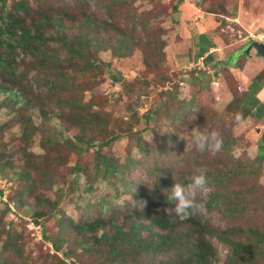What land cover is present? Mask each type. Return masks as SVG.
<instances>
[{
    "label": "trees",
    "instance_id": "obj_1",
    "mask_svg": "<svg viewBox=\"0 0 264 264\" xmlns=\"http://www.w3.org/2000/svg\"><path fill=\"white\" fill-rule=\"evenodd\" d=\"M196 5L203 15H212L216 19L221 18V21L227 16V8L219 0H198ZM63 6L72 8L57 4L48 6L50 10H44L40 2L35 9L27 0H0V109L4 108L5 113L11 115L0 124V172L8 169L7 175L15 182L8 199H15L17 205L25 209L30 222L41 226L43 238L52 245L54 253L42 252L41 264H215L220 261V255L212 238L227 249L223 264H264V217L255 218L259 211L251 205L253 202L248 196L250 186H243L242 189L237 186L240 174H252L241 169L226 168V162L220 155V158L215 157L205 164H197L196 167L207 169L208 185L212 189L207 199L203 200L198 195L197 200L203 203L206 211H217L230 224L218 227L205 218L202 209L187 218L163 213L169 204L167 197L173 183L190 182V179L182 176L186 172L190 175L189 171H192L189 167L183 170L189 161L187 157L190 155L195 159L201 154L191 142V126L178 127L186 145L179 146L173 159L176 165L170 164V159L165 161L169 166H163L157 161L159 159L141 157L128 158V161L121 163L111 152L103 151L122 134L131 132L132 128L123 127L121 118L112 119L105 110L108 96L94 100L93 95H97L94 87L79 78L89 74L90 70H94L95 74L102 72L104 63L98 56L101 49L109 46L114 53L119 51L118 55L126 56L141 44L135 42L132 31L121 29L117 22L111 24L112 17L111 22L106 19L98 21L95 19L97 13L90 8L86 9L91 14L80 12V16H77ZM179 9V4L175 3L172 12L179 14ZM173 18L176 19L175 16ZM109 28L118 32L109 36ZM126 36L132 41H128ZM202 41L201 38L197 45L204 50L208 45ZM143 47L147 48L145 69L132 80H123L119 92L130 99L134 90L139 91L132 111L133 118L138 115L137 108L144 103L139 97L147 92L143 86L149 85L151 73L157 74L162 70L161 62L164 59L163 46L155 38L149 37ZM212 56V53L208 54L205 62L210 63ZM105 65L109 68L110 63ZM70 69L73 73L69 72ZM219 70L232 95L227 104V113L235 118L239 116L245 119L249 116L262 119L264 101L256 96L264 85V67L254 76L251 91L244 93L236 90L237 79L228 66L220 62ZM30 73L32 76H29ZM201 73L205 71L193 69L177 79L197 84V90L190 99L192 101H195L200 88L209 89L210 81H202ZM112 78L114 82L120 81L118 76L113 75ZM166 80L169 78L164 77L163 82ZM92 83L98 84L97 81ZM87 92L91 93V97L84 100ZM172 92L170 88L159 93L168 98ZM49 103L56 105L58 110L53 116L60 120L64 129L76 130L72 135H53L55 129L49 127L47 122L51 116L48 117L51 111L47 106ZM165 103V100L158 101V111L148 108L142 114L146 123L142 129L147 127L154 114L159 115V109ZM35 107L40 118L38 124L31 115V109ZM201 109L198 105L190 108L198 114ZM208 117L207 121L214 123L213 117ZM190 119L193 118L186 117L189 125L187 120ZM192 122L196 127H201L202 122L200 125L196 120ZM10 125H17L21 131L17 137L21 146L12 153L6 152L8 144L4 140V133ZM33 133L42 134L41 143L47 149L44 155L25 151V144ZM141 134L142 130L136 133V145L140 152L148 151ZM169 135L172 141L180 139ZM91 149L94 157L92 164L84 163L82 158ZM162 153L154 150L151 155L157 157L156 154ZM69 161H73L74 171L86 176L88 191H93L95 182L100 178L110 181L123 179V189L117 192L118 197H122L121 206L103 205L94 216L77 220L57 216L54 211L56 202L42 192L62 181V174L58 172ZM133 164L143 167L144 179L124 178L125 172ZM91 168L94 172L89 174ZM247 178L245 176V180ZM3 211H8V202H5ZM50 219H54L56 231L47 234L45 223ZM6 233L4 243H0V252L10 251L12 260L14 257L22 259L24 248L19 244L20 235L10 230ZM1 263L10 264L7 258H2ZM16 264H29V260L25 257Z\"/></svg>",
    "mask_w": 264,
    "mask_h": 264
},
{
    "label": "rangeland",
    "instance_id": "obj_2",
    "mask_svg": "<svg viewBox=\"0 0 264 264\" xmlns=\"http://www.w3.org/2000/svg\"><path fill=\"white\" fill-rule=\"evenodd\" d=\"M198 0H27L34 8H38V2L42 3L44 10H50L48 6L57 4L70 5L72 8L63 6L72 15L80 16V12L91 11L90 8L97 13L95 19L101 21L106 19L111 24L120 25L121 29H128L133 32L135 42H138L140 47H136L131 55L120 56L119 51H114L111 47L103 48L99 51L98 56L104 63L101 73L95 74L94 70H90L89 74L81 75L79 80L92 85L97 95H93L94 100H100L101 96H108L109 100L105 106V110L111 115L112 119L120 121L123 127H131L132 131L122 134L121 137L113 142L108 148H104V152H111L119 159L121 163L128 161V158L137 159L139 157L147 160L159 159L163 166H169L165 161L176 165L173 159L179 151L180 145H186V141L181 139L182 132L178 127L180 125L191 129L197 128L193 125L192 120H196L201 130H215L219 133L223 140V147L220 153L204 152L194 159L188 156V164L183 168L186 171L189 168L193 169L197 164H205L214 160L215 157L221 158L226 162V168L232 170H245L252 175L240 174L237 186L242 189L243 186H250L248 189L249 199L253 202L251 205L259 211L255 218L264 217V117L256 119L255 117H246L245 119L227 113V104L231 100V93L225 85L224 79L220 75L219 64L222 62L230 68V71L236 77V90L244 93L251 91L254 76L264 67V58L255 54L253 46L249 49V54L245 53V49L253 44V42H264V0H219L227 8V16L221 21L219 18H214L212 15H203L199 6L196 5ZM200 1V0H199ZM179 4V7L184 11L183 15L180 10L179 14L172 12L174 4ZM175 16L176 19L173 17ZM201 17V19L199 18ZM178 19V20H177ZM118 31L109 28V36H113ZM102 34L103 32L100 31ZM204 33L209 38L216 39L220 42V48L213 52L212 61L209 65L201 68L200 77L202 81H210L209 89H199V94L195 101L190 100L194 91L197 90L196 83H187L179 85L177 79L186 72V67H190L197 62L196 42L200 40L198 34ZM120 34V33H119ZM122 35V34H121ZM107 36V34H105ZM128 37V36H126ZM153 37L157 43L163 46L162 70L157 74L151 73L149 77V85L143 86L144 92L139 97L143 100V105L137 108L138 115L133 118L132 111L135 109L137 102L138 90H134L133 96L128 99V95L119 93L122 90L123 80L130 81L135 76L143 71L146 67L144 60L147 48L148 38ZM129 38V37H128ZM131 40L130 38L128 41ZM132 41V40H131ZM203 41H205L203 39ZM202 41V42H203ZM151 42V41H150ZM137 45V46H138ZM110 63L109 68L105 65ZM69 72L73 71L70 69ZM31 73L29 74V76ZM118 76L120 81H113L112 76ZM32 76V75H31ZM164 77L169 80L163 82ZM176 80V81H175ZM97 81L98 84H93ZM183 81V80H182ZM174 82V83H173ZM178 82V83H176ZM199 83V82H198ZM172 84V85H171ZM97 85V86H94ZM170 85V86H169ZM211 86V87H210ZM172 88V94L166 98L160 91ZM159 94V95H158ZM91 93L87 92L84 100H88ZM121 97V98H120ZM259 100L264 101V85L259 90L257 96ZM2 96H0L1 101ZM120 98V99H119ZM43 100L44 97H43ZM165 100L163 107L159 109V115L154 114L153 119L146 126L145 118L142 114L151 108L158 111V101ZM183 101V102H182ZM45 102V101H44ZM202 107L201 113L191 111L192 106ZM51 111L48 113V126L54 127L53 135H61L68 137L76 130H65L63 124L58 118L53 116L58 110L56 105L49 103ZM157 108V109H156ZM36 107L31 109L32 118L36 124L40 122ZM213 117L214 123H209L208 116ZM11 115L5 113L4 108L0 109V124L4 123ZM186 117L193 119L187 120ZM182 119V121L180 120ZM182 123V124H181ZM142 130L145 146L148 151H139L137 144L136 133ZM191 130V131H192ZM21 131L17 125H10L4 133V140L7 142L6 152H15L21 146L17 137ZM169 134L177 136L179 141H172ZM41 133H33L30 139L25 144V151L34 154L44 155L47 151L41 143ZM1 139V137H0ZM24 145V144H22ZM153 148V150H152ZM91 149L85 153L82 161L87 164H92L94 159ZM163 152L161 155L156 154L153 157L151 152ZM227 154V156L225 155ZM220 155V156H218ZM226 156V159H225ZM203 158V159H202ZM211 158V159H210ZM15 163H18L16 159ZM198 160V161H197ZM197 161V162H196ZM187 163V162H186ZM182 163V164H186ZM181 164V165H182ZM189 167V168H188ZM73 161L66 163L63 170H59L62 174V181L53 184L50 188L44 190V193L50 200L56 202L54 211L57 216L72 217L77 220L80 218H88L94 216L101 206L112 205L121 206L122 197H118L117 192L123 189V179L110 181L109 179H98L94 184L93 191L86 190V176L82 172H76L73 169ZM8 169L0 172V243H4L7 236L6 231L11 233L17 232L19 236V244L24 248L23 258L14 257L10 251L0 252V264L2 258H7L9 263H21L25 257L29 260V264H41V253H54L50 241L45 240L42 235L41 226H35L30 222V216L25 209L17 205L16 200L10 201L8 196L12 193V186L15 182L11 181L7 175ZM89 174L94 172L93 168L88 171ZM185 173L186 178L190 179L191 172ZM65 177H63V175ZM127 179H144L145 173L142 166L133 164V167L127 170L124 174ZM242 178V181L240 179ZM245 180V181H244ZM252 183V184H251ZM212 191L211 185L198 195L207 199L208 194ZM40 192V193H41ZM248 199V198H247ZM5 202H8V211H3ZM96 202L97 204H94ZM204 212L205 218L210 219L218 227H225L230 222L225 220L217 211ZM105 214V213H104ZM106 214H109L108 212ZM250 218L253 217L250 215ZM54 219H50L45 223L47 234L56 231ZM212 243L217 246L220 255V261L215 264H223V259L227 253V249L220 244L217 239L212 238ZM61 256V253L59 252ZM42 259V258H41ZM15 262V263H14Z\"/></svg>",
    "mask_w": 264,
    "mask_h": 264
},
{
    "label": "clouds",
    "instance_id": "obj_3",
    "mask_svg": "<svg viewBox=\"0 0 264 264\" xmlns=\"http://www.w3.org/2000/svg\"><path fill=\"white\" fill-rule=\"evenodd\" d=\"M191 137L192 144L195 146L196 151L200 153L215 154L223 147V140L215 130H201L197 127L192 130ZM207 184V169L194 167L188 184L173 183L167 197L169 204L163 209V213L168 216L174 213L178 217L187 218L189 215L199 212L204 208V205L197 200V196L205 189Z\"/></svg>",
    "mask_w": 264,
    "mask_h": 264
},
{
    "label": "crops",
    "instance_id": "obj_4",
    "mask_svg": "<svg viewBox=\"0 0 264 264\" xmlns=\"http://www.w3.org/2000/svg\"><path fill=\"white\" fill-rule=\"evenodd\" d=\"M185 13V12H184ZM183 13V14H184ZM207 16V15H206ZM209 16V15H208ZM183 17H184V15H183ZM209 17H211V16H209ZM203 34V35H202ZM202 34H198V38L199 39H204L205 41H203L205 44L204 45H208L207 46V48L206 49H204V50H202L201 48H199V46L197 45V43L200 41V40H197V42H196V46H197V50L195 51V53H196V55H197V58H199V57H204L205 59H206V56L208 55V54H210V53H212L213 54V52L214 51H217V50H219V49H221L220 48V42H218L216 39H212V37L210 36L209 38L207 37V35H205L204 33H202ZM202 35V36H201ZM206 47V46H205ZM204 47V48H205ZM200 52H203V53H201V55H198V54H200ZM204 59V62L206 61ZM206 63V62H205ZM210 63H206V65H209ZM220 65V64H219ZM219 67V66H218Z\"/></svg>",
    "mask_w": 264,
    "mask_h": 264
},
{
    "label": "water",
    "instance_id": "obj_5",
    "mask_svg": "<svg viewBox=\"0 0 264 264\" xmlns=\"http://www.w3.org/2000/svg\"><path fill=\"white\" fill-rule=\"evenodd\" d=\"M251 46L254 47L256 55H259L262 58H264V43H262V42H253V44H251L250 46H248L245 49V53L249 54V49H250Z\"/></svg>",
    "mask_w": 264,
    "mask_h": 264
},
{
    "label": "built area",
    "instance_id": "obj_6",
    "mask_svg": "<svg viewBox=\"0 0 264 264\" xmlns=\"http://www.w3.org/2000/svg\"><path fill=\"white\" fill-rule=\"evenodd\" d=\"M206 65V63L204 62V57H199L197 59L196 63H193L190 67H186V71L191 70V69H197L200 70L201 68H204ZM179 85L183 84L184 81L182 80H178Z\"/></svg>",
    "mask_w": 264,
    "mask_h": 264
}]
</instances>
